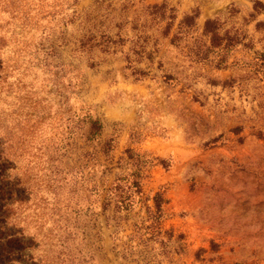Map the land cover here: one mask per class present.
Here are the masks:
<instances>
[{
	"label": "rangeland",
	"instance_id": "1",
	"mask_svg": "<svg viewBox=\"0 0 264 264\" xmlns=\"http://www.w3.org/2000/svg\"><path fill=\"white\" fill-rule=\"evenodd\" d=\"M255 2L174 0L180 18L198 8L201 29L218 17L246 30L264 51V31L256 29L264 13L253 20ZM121 4L79 0L64 16L44 21L48 29L9 45L19 56L11 54L8 64L19 68L26 89L33 86L56 108L71 95L73 109L83 106L105 124L94 145L79 137L69 158L71 165L87 163L88 177L103 189L95 203L84 205L78 222L82 256L95 264H264V80L251 68L197 61L169 38L161 39L144 80L129 74L121 52L79 50L86 28H108ZM74 10L81 16L66 22ZM251 54L240 49L230 62ZM164 73L173 76L170 82ZM72 77L79 80L75 89ZM113 136L107 154L104 145ZM128 148L143 157L129 158ZM136 160L147 164L142 192L130 212L117 211L109 189ZM36 161L42 166L45 156Z\"/></svg>",
	"mask_w": 264,
	"mask_h": 264
},
{
	"label": "trees",
	"instance_id": "2",
	"mask_svg": "<svg viewBox=\"0 0 264 264\" xmlns=\"http://www.w3.org/2000/svg\"><path fill=\"white\" fill-rule=\"evenodd\" d=\"M78 1L0 0V264H95L79 250L78 222L84 205L95 203L103 189L88 177L87 163L71 165L69 158L79 137L94 145L105 124L83 106L73 109L71 95L61 99L56 108L33 86L27 84L26 89L19 68L8 64L11 54L19 56L17 49L9 47L12 42L17 44L29 31L48 29L44 21L64 16ZM107 1L96 0L98 7ZM179 4L174 0H122L121 7L114 8L118 14L110 26L93 23L87 27L78 49L90 55L96 50L121 52L129 74L144 80L152 75L161 39L169 38L171 44L188 48L197 61L218 69L251 68L264 80V51L255 48L246 30L228 27L218 17L207 19L201 29L199 9L180 18ZM255 11L253 20L264 13L263 1L256 0ZM80 16L74 10L66 22H75ZM256 29L264 31V20L257 22ZM240 49L251 52L252 57L230 62ZM143 63L147 65L141 66ZM162 75L166 82L173 78L168 73ZM77 78L72 77L69 83L73 89L80 85ZM114 142L113 136L103 151L109 154ZM126 152L129 158L143 157L131 148ZM39 154L45 156L42 166L36 161ZM26 155L30 157L27 163L22 160ZM133 165L136 168L119 175L109 189V199L115 200L120 212H130L142 192L147 164L136 160ZM155 200L160 218L164 200L159 193Z\"/></svg>",
	"mask_w": 264,
	"mask_h": 264
}]
</instances>
